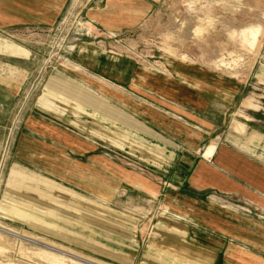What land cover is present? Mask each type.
Returning a JSON list of instances; mask_svg holds the SVG:
<instances>
[{"label": "rangeland", "instance_id": "obj_1", "mask_svg": "<svg viewBox=\"0 0 264 264\" xmlns=\"http://www.w3.org/2000/svg\"><path fill=\"white\" fill-rule=\"evenodd\" d=\"M8 34L35 50L29 64L20 62L29 72L0 112V264H163L167 251L154 232L160 217L188 220L199 229L186 237L189 248L218 240L220 213L240 212L244 222H264V207L240 197L210 190L191 198L183 173L180 179L170 176L177 155L169 171L159 173L155 169L161 167L78 130L47 107L56 99L48 92L56 77L62 80V94L56 95L79 100L82 92H91L124 111L133 125L139 108L177 122L183 119L182 104L149 85L141 88L140 77L152 73L156 84L170 86L186 81L191 75L182 72L188 70L198 73L193 79L204 77L212 85L205 92L211 101L217 97L213 86L224 81L227 98L229 84H242L240 94L247 100H262L264 82L255 70L264 67V0H66L50 26L17 27ZM96 61L113 62L127 82L90 68ZM63 134L84 140L89 149L80 153L63 146ZM51 149L58 154L43 152ZM108 164L129 177L156 181L165 174L166 180L150 195L112 175L104 167ZM26 174L34 180H26ZM21 175L24 180L15 179ZM58 189L67 192L68 201L59 198ZM182 206L195 217L179 213ZM166 259L178 264L175 257Z\"/></svg>", "mask_w": 264, "mask_h": 264}, {"label": "crops", "instance_id": "obj_2", "mask_svg": "<svg viewBox=\"0 0 264 264\" xmlns=\"http://www.w3.org/2000/svg\"><path fill=\"white\" fill-rule=\"evenodd\" d=\"M65 3L66 0H0V56L6 60V62L0 61V112L3 111V106L8 100L14 98L24 74L29 72V67H22L20 62L28 61L31 52L34 53L35 50L31 45L25 48L17 44L14 41L23 43L24 41L17 40L8 32L23 26H50L58 18ZM14 47L18 52H10ZM27 61L26 63L29 64ZM98 64L99 62L96 61L90 65V68L122 84L127 82L125 73L123 76L120 75L121 70H115L113 62L106 66ZM118 66L125 69L122 65ZM255 71L264 82V67H257ZM174 74L179 78L178 70ZM182 74L191 76L187 77L186 81H177L170 86L156 84L159 79L152 73L149 78L140 77L141 88L143 85H149L150 90L161 91L164 96L182 104L178 111L183 119H177V122L158 117L147 108L146 110L139 108L134 110L138 115V124L133 125L131 119L124 116V111L111 103L96 99L91 92H82V95L85 94L79 100L78 96L73 100L67 95L64 97L56 95L55 93L62 94V90L59 89L61 86L58 84L62 80L56 77L48 82V92H52L51 97L56 99H53L47 107L78 130L92 137L102 138L108 144L130 150L141 159L161 167L155 169L159 173L168 172L177 155L175 168L170 176L172 179H180L179 171L183 173L182 180L191 190V194H188L191 198L202 191L211 190L240 197L264 207V98L254 102L247 100L246 95L240 94L242 84H229L232 93L227 98L228 83L224 81L213 86L214 95L217 97L211 101L205 92L209 93L212 85L205 82L204 77L200 82L199 78H192L198 73L188 70ZM147 79L151 81L154 79L155 83ZM117 97L124 99L121 95ZM210 111H215V114L211 116ZM132 125L137 131H133ZM45 131L49 134L57 133L59 138V132L50 130L49 127ZM63 136L64 139H60L63 146H69L80 153L89 149L84 140L71 134H63ZM43 152L57 153L55 149ZM169 155L171 160L168 158ZM180 155L181 157H178ZM80 164L82 168L83 163ZM104 167L108 172L113 173L112 175L118 174L119 180L136 186L150 195L157 194L163 186V181L166 180L163 179L166 178L165 174H160L158 180L153 181L145 177H129L128 174L109 164ZM15 179L21 181L25 178L21 175ZM26 180L34 179L26 174ZM58 191L59 198L68 201L67 192L60 189ZM188 209L182 206L177 211L185 214ZM188 213L186 215L195 217L193 213ZM186 223L166 216L157 219L154 232L163 242L162 251H167L162 255L165 257H162L163 264H170L166 259L169 257H175L178 264H213L216 259L218 264H264V222L256 224L249 220L244 222L240 212L220 213L217 226L218 240L204 239L205 242L191 244V248L187 247L189 243L186 237H190L195 231H200L190 226L188 220ZM167 242L172 244L168 247L165 245Z\"/></svg>", "mask_w": 264, "mask_h": 264}, {"label": "bare ground", "instance_id": "obj_3", "mask_svg": "<svg viewBox=\"0 0 264 264\" xmlns=\"http://www.w3.org/2000/svg\"><path fill=\"white\" fill-rule=\"evenodd\" d=\"M249 27V26H248ZM251 29H253L252 27H250ZM236 29V28H235ZM252 34V33H251ZM256 39V38H255ZM43 245L45 246V247H48V248H50V249H53V251L54 250H56L57 248H54V247H51L50 246V244H48V243H43Z\"/></svg>", "mask_w": 264, "mask_h": 264}]
</instances>
